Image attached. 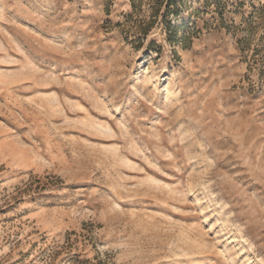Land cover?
Returning <instances> with one entry per match:
<instances>
[{
	"label": "rangeland",
	"instance_id": "rangeland-1",
	"mask_svg": "<svg viewBox=\"0 0 264 264\" xmlns=\"http://www.w3.org/2000/svg\"><path fill=\"white\" fill-rule=\"evenodd\" d=\"M0 264H264V0H0Z\"/></svg>",
	"mask_w": 264,
	"mask_h": 264
},
{
	"label": "bare ground",
	"instance_id": "bare-ground-1",
	"mask_svg": "<svg viewBox=\"0 0 264 264\" xmlns=\"http://www.w3.org/2000/svg\"><path fill=\"white\" fill-rule=\"evenodd\" d=\"M209 259L207 258L204 262H207Z\"/></svg>",
	"mask_w": 264,
	"mask_h": 264
}]
</instances>
